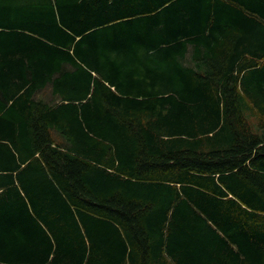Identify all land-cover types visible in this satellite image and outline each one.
Here are the masks:
<instances>
[{
    "label": "trees",
    "instance_id": "1",
    "mask_svg": "<svg viewBox=\"0 0 264 264\" xmlns=\"http://www.w3.org/2000/svg\"><path fill=\"white\" fill-rule=\"evenodd\" d=\"M0 264H264V0H0Z\"/></svg>",
    "mask_w": 264,
    "mask_h": 264
}]
</instances>
